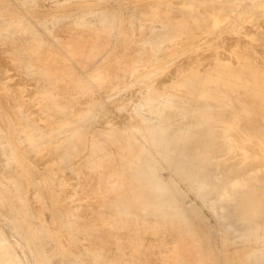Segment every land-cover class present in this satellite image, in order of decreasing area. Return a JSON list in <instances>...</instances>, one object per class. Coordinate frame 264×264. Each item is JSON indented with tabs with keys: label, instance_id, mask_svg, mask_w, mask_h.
Here are the masks:
<instances>
[{
	"label": "bare ground",
	"instance_id": "bare-ground-1",
	"mask_svg": "<svg viewBox=\"0 0 264 264\" xmlns=\"http://www.w3.org/2000/svg\"><path fill=\"white\" fill-rule=\"evenodd\" d=\"M106 27L122 38L99 91L59 86ZM0 224L35 264H264V0H0Z\"/></svg>",
	"mask_w": 264,
	"mask_h": 264
},
{
	"label": "rangeland",
	"instance_id": "rangeland-1",
	"mask_svg": "<svg viewBox=\"0 0 264 264\" xmlns=\"http://www.w3.org/2000/svg\"><path fill=\"white\" fill-rule=\"evenodd\" d=\"M17 1V0H15ZM261 6V5H260ZM260 6H257V10H259ZM14 10L18 14H23V9L21 6L17 3L13 6ZM253 17L257 18L258 14H253ZM123 20L122 12H119V16L117 18L118 25ZM121 35L113 30L112 27H106L105 29H100L92 38L93 44H95L97 50L95 52H91L87 55L86 61L84 64H81L77 60H72L69 57L70 60V66H68L65 70H57L56 75L52 76L53 80L57 81L58 85L61 86L64 83V80L67 76H70L74 79H79L83 81L84 85L87 87L89 92H98V81L96 78L92 76L93 73L97 71V69L103 64V62L111 57L115 50L117 45L121 42ZM52 44L56 48H61L63 52H65L67 47L64 45V43L52 39ZM88 50V49H86ZM28 64V60L24 59L23 61V67ZM68 69V70H67ZM37 86H34V88H37ZM99 104L101 106L109 108L111 114L117 118V120L120 122V124L124 127L129 126V120L127 116L121 112H119L109 101L108 98L105 96H99L98 97ZM209 130L211 132H216V127L207 125ZM129 135L132 138V141L134 145H137L139 142H141L138 135L135 133L133 129H129ZM142 173V170L141 172ZM240 170H234V169H227L223 172L222 178L224 180V183H230L231 181L239 178L241 176ZM115 178H111V182L115 183ZM174 182L177 184V193L178 197L180 198L189 206L192 208L197 209L200 214L201 218L204 221V223L208 226L210 231L218 235V232L222 230L221 225L219 224V221L217 219V216L215 212H213L207 205H205L195 194L194 192L189 188L188 185H186L185 182L180 180L177 176H173ZM135 187V185L130 186ZM130 190V189H129ZM219 189L216 191H212L215 196L218 195L220 192ZM126 197L128 198V194L125 193ZM84 198V199H82ZM78 199V200H76ZM109 199V198H108ZM126 199V198H124ZM100 210H105L110 207L109 201L101 200L100 197H92L89 196H82L74 197L72 201V205L75 207H78L79 210L83 211L86 210L85 205L87 204H93ZM85 204V205H84ZM100 204H102L100 206ZM139 208H143L144 205L142 202H139L137 205ZM8 232V233H7ZM14 240L18 241V233L15 231H10L8 228L2 226L0 224V264H35L29 254V252L24 249V247L19 245V243L14 242ZM17 245H16V244ZM71 264V263H66Z\"/></svg>",
	"mask_w": 264,
	"mask_h": 264
}]
</instances>
